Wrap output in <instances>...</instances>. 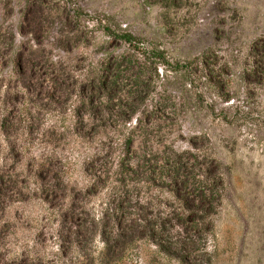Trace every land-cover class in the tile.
<instances>
[{"label": "rangeland", "instance_id": "1", "mask_svg": "<svg viewBox=\"0 0 264 264\" xmlns=\"http://www.w3.org/2000/svg\"><path fill=\"white\" fill-rule=\"evenodd\" d=\"M174 157L212 201L185 259ZM129 223L150 230L105 249ZM22 262L264 264V0H0V264Z\"/></svg>", "mask_w": 264, "mask_h": 264}, {"label": "trees", "instance_id": "2", "mask_svg": "<svg viewBox=\"0 0 264 264\" xmlns=\"http://www.w3.org/2000/svg\"><path fill=\"white\" fill-rule=\"evenodd\" d=\"M124 37L129 39V35L127 34H125ZM33 65V62L27 59L26 67L29 71L32 70ZM115 73L116 71L112 70V73L96 76L94 79L88 80L86 84L82 85L83 92H87L86 102L88 105L91 107L97 106L99 96L104 92H109L108 87L111 89L117 87L118 83L114 76ZM113 76L115 78H113ZM61 83L62 80L58 78L54 84H56V88H59ZM180 158L181 157H174L172 160L166 159L164 163L158 166V170L159 173L162 172L161 174L170 178H168V180H171L174 188L178 189L177 192L182 193L180 194L182 199L181 208L177 212H172V217L176 223L173 236H171L173 237V241L168 242L169 245L166 247L168 248L167 251L174 256L184 258L183 255L192 254V249H194L193 242L195 239H192V234L197 232L198 223L193 218L198 213H208L210 208H212V201L211 198L205 194V191L210 190V183H207L208 181L205 180L194 179L193 176H190V173L185 171L184 168L186 166L181 163L182 159ZM212 185H214V183H212ZM148 228H150V226L146 223H129L127 226L124 225L123 227L120 225V230L116 232L115 238H113L111 242L104 238L105 249H111L110 247H113L115 243L122 244L123 236L126 232H129V234L133 236L135 233L141 235L142 232L150 230ZM176 252L181 253L178 254ZM21 264L26 263L22 262Z\"/></svg>", "mask_w": 264, "mask_h": 264}]
</instances>
